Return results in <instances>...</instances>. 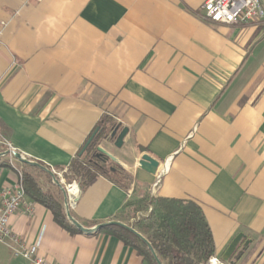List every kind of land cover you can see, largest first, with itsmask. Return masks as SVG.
<instances>
[{"label":"crops","instance_id":"crops-1","mask_svg":"<svg viewBox=\"0 0 264 264\" xmlns=\"http://www.w3.org/2000/svg\"><path fill=\"white\" fill-rule=\"evenodd\" d=\"M203 1L0 0V146L55 172L107 115L129 132L121 148L101 145L133 181L124 189L98 177L70 207L74 218L130 225V201L191 199L215 256L243 234L230 263L264 264V20L215 23ZM144 154L160 162L156 174L139 167ZM19 179L0 157V191ZM25 206L32 215L16 212L11 228L40 241L52 264H149L114 234L71 233L28 195ZM0 264L31 263L0 242Z\"/></svg>","mask_w":264,"mask_h":264},{"label":"trees","instance_id":"trees-1","mask_svg":"<svg viewBox=\"0 0 264 264\" xmlns=\"http://www.w3.org/2000/svg\"><path fill=\"white\" fill-rule=\"evenodd\" d=\"M122 128L111 117L105 115L71 160L70 165L57 170L69 173L70 175L65 174L68 180L76 179L80 191H84L100 176L107 177L122 188L128 189L133 181L130 172L99 149L104 139L114 141L113 132H120ZM90 139L91 142L87 145ZM56 177L61 180L57 174ZM23 183L26 194L49 208L62 227L71 233L79 232L69 222L60 199L52 193L45 192L33 175L25 173ZM127 206L138 215L133 217L135 222L130 225L146 237L164 264H207L215 255L216 246L212 229L202 206L194 200L146 197L130 201ZM101 231L114 234L124 243L133 246L149 264H158L148 246L129 230L118 225H109Z\"/></svg>","mask_w":264,"mask_h":264},{"label":"built area","instance_id":"built-area-1","mask_svg":"<svg viewBox=\"0 0 264 264\" xmlns=\"http://www.w3.org/2000/svg\"><path fill=\"white\" fill-rule=\"evenodd\" d=\"M202 12L205 19L227 25H247L264 20L263 0H204ZM10 150H15L11 144ZM21 177V175H20ZM64 179L61 180L63 182ZM161 181L159 176L155 187ZM75 186L77 190H75ZM69 206H73L80 194L76 181L66 185ZM27 194L22 178L11 186L0 191V242L11 248L16 257L30 261L31 264H52L39 253L40 241L33 245L27 244L23 238L11 228L10 218L18 211L32 215V208L25 206ZM25 206V207H24ZM207 264H231L218 256H212Z\"/></svg>","mask_w":264,"mask_h":264},{"label":"water","instance_id":"water-1","mask_svg":"<svg viewBox=\"0 0 264 264\" xmlns=\"http://www.w3.org/2000/svg\"><path fill=\"white\" fill-rule=\"evenodd\" d=\"M129 132V129L127 127H123L122 130L120 132H113L112 134V138L114 139V145L118 148H121L124 145V139L127 136ZM105 141H108L109 139H104ZM91 142V139L89 140V142L87 143V145ZM86 145V146H87ZM101 151L107 153L113 161H115L116 163L120 164L122 167L128 169V166L126 164H124L120 159H118L116 156H114L112 153H110L109 151H107L102 145L99 148ZM8 154L13 155L18 161L32 166V167H36L39 168L40 170L46 172L47 174H49L54 183L60 187V189L62 190L63 194H64V204H65V208H66V216L68 218V220L70 221V223L75 226L79 231L86 233V234H95L97 232H99L102 228L109 226V225H118L121 226L127 230H129L130 232H132L133 234H135L136 236H138L149 248V250L151 251V253L153 254L156 262L158 264H164L161 259L159 258L158 254L156 253L155 249L153 248L152 244L146 239V237L141 234L139 231H137L133 226L123 223L121 221H109V222H105V223H101L98 224L96 226L93 227H85L82 223H80L76 218H74V216L71 213L70 210V206L68 203V198H67V192H66V188L64 185H62L61 180H58L55 172L47 167L46 165L35 161V160H31L27 157H25L22 153L16 151V150H6L4 152H0V157L6 156ZM139 167L145 171H147L148 173L151 174H156L158 167L160 165V162L155 159L154 157L150 156L149 154H144L142 156V158L139 160L138 163ZM244 238L243 234H238L234 240L231 242L230 246L228 247L227 251L225 252V255L223 257V260L225 261H229L231 262V258L234 255V253L236 252V250L238 249L242 239ZM249 242L246 243L245 248L248 246ZM243 251L240 252V255H242Z\"/></svg>","mask_w":264,"mask_h":264},{"label":"rangeland","instance_id":"rangeland-1","mask_svg":"<svg viewBox=\"0 0 264 264\" xmlns=\"http://www.w3.org/2000/svg\"><path fill=\"white\" fill-rule=\"evenodd\" d=\"M6 150H9V147L7 146L6 143L2 144L0 146V152H4ZM4 162H10V163H13L16 168L19 169L20 171V175L22 178V180L24 179V174L25 173H30L31 175H33L36 180L38 181L39 185L42 187V189L45 191V192H49V193H52L54 194L56 197H60L58 192H61V189L60 187H58L52 177L47 174L46 172L40 170L39 168H32L31 166L29 165H26L20 161H18L13 155L11 154H8L6 156H3L2 157ZM58 175L60 177V179H64V181L62 182V185H64L66 187V185L70 184V183H73L74 181H76V179H71V180H68V178L65 177V174L67 175H70L69 173H67L66 171H62V170H55V175ZM76 183L78 184V182L76 181ZM145 213V212H144ZM134 216H138L137 214L135 215L134 212L132 211H129L128 214L125 216V217H134ZM130 218H127L128 220L127 221H130L129 219ZM135 222V219L132 220V223ZM130 223V222H129Z\"/></svg>","mask_w":264,"mask_h":264},{"label":"bare ground","instance_id":"bare-ground-1","mask_svg":"<svg viewBox=\"0 0 264 264\" xmlns=\"http://www.w3.org/2000/svg\"><path fill=\"white\" fill-rule=\"evenodd\" d=\"M75 190H77V187L75 186Z\"/></svg>","mask_w":264,"mask_h":264}]
</instances>
